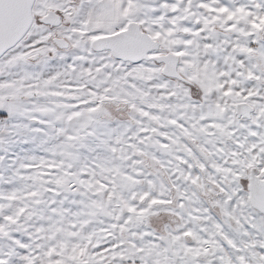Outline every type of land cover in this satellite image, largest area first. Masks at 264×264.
I'll return each instance as SVG.
<instances>
[{
	"label": "snow or ice",
	"instance_id": "obj_1",
	"mask_svg": "<svg viewBox=\"0 0 264 264\" xmlns=\"http://www.w3.org/2000/svg\"><path fill=\"white\" fill-rule=\"evenodd\" d=\"M0 264H264V0H0Z\"/></svg>",
	"mask_w": 264,
	"mask_h": 264
}]
</instances>
